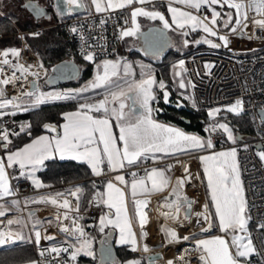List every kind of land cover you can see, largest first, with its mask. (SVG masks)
Returning <instances> with one entry per match:
<instances>
[{"label":"snow or ice","instance_id":"obj_1","mask_svg":"<svg viewBox=\"0 0 264 264\" xmlns=\"http://www.w3.org/2000/svg\"><path fill=\"white\" fill-rule=\"evenodd\" d=\"M66 8L56 7V13L61 18L65 14H71L73 6L78 9H85L84 0H62ZM152 4L153 10H148L145 5ZM140 5L139 7H132ZM174 5H182L176 7ZM91 6L96 13H111L118 9H131L132 27L122 29L119 38L134 36L140 32V26L137 23V17L143 16L151 20H159L162 22L165 29L172 28L184 30L190 29L191 32L202 30L204 33L212 37H217L221 43H215L210 39L201 38L195 40V44H207L211 48L227 47L230 43L228 34H221L218 28L219 22L222 20V26L228 29L233 35H243L244 31L251 23L255 29L264 31V0H166L167 12L171 14V24L166 19L163 12L155 10V0H91ZM216 6L223 9L225 6L232 9L226 13L217 11ZM24 9L30 10L35 18L52 19L43 7L34 0H29L28 3L22 5ZM206 7L209 14L201 13V9ZM198 14H194L191 10ZM250 13L252 14L250 16ZM127 22V21H126ZM107 20L101 19L100 25L103 26ZM70 31L79 33L81 40H85L83 33L79 28L73 26ZM183 35L187 36L188 32L183 31ZM32 38H38L41 33L39 31L28 33ZM249 39L260 38L250 35ZM18 39L24 41L25 35L21 34ZM188 41H184V46L187 47ZM25 47H28L25 44ZM84 59L88 61L94 60V54L90 52L83 53ZM9 57L14 58L9 59ZM22 49L11 47L0 49V118L6 115L15 116L17 111H30L38 108L40 105L50 101L74 100L81 93L92 89L105 88L107 95L104 99L97 103L80 104L79 109L75 112L64 113L63 118V135L55 137L40 136L34 139L31 143L23 148L15 151L8 150L12 141L10 135H19L17 132H11L9 129L0 127V148L6 150V155L0 157V199L9 196H15L17 190L10 184L9 169L14 166L19 167V177L31 180L36 188L44 187L38 179L35 178L36 171L40 166L44 165L45 161L55 159L57 154L60 159H71L86 163L94 176L100 177L105 175V168L108 171L116 172L125 169L126 167L138 166L152 154L154 161L163 159L165 156H177L188 151L212 149L214 144L211 138L207 140L197 135L186 134L181 129L165 125L157 122L153 118L154 109L151 107V101L156 100L153 93V86L157 83L151 71H145L149 66L141 65V79H128L134 77L132 65L124 63L123 75L121 74V63L119 60H105L102 68L103 74H97L94 81H91L84 88L75 92H42L40 86L35 81L29 85V91H21L24 83H19V94L12 97L6 96V87L11 85L17 87L18 82L23 78L24 82L28 81V76H34L37 79L40 77V72L31 71L33 65H25L21 62ZM184 61L180 60L177 65L181 72L185 71ZM213 65L205 64L207 69H211ZM5 67L11 71V74L6 73ZM40 69L44 66L38 64ZM98 68L101 65H97ZM181 72H176L175 75H181ZM19 73L20 75H17ZM159 88L163 90L164 101L168 102L169 92L166 90L165 83L161 80ZM179 87L194 88L195 85L185 83L183 79L179 81ZM191 99V97H185ZM132 101V104H127L126 101ZM113 105V106H110ZM138 105L140 111L134 107ZM183 105L177 103V107ZM193 106L195 101L193 100ZM12 111H5L7 109ZM127 109V110H126ZM229 113L239 116L244 112V101L237 99L233 104L225 109ZM103 113L102 116L96 117L91 113ZM221 112L220 108L209 111L208 115L215 118ZM114 118L119 126V136L117 137L112 131L111 119ZM262 123H264V109H261L260 115ZM31 125H21L20 131L23 132ZM43 127L55 132L56 127L51 124H44ZM223 130L227 134V139L236 142V137L233 135L232 128L227 123H216L206 129L207 132H215ZM98 134V135H97ZM102 145V147H101ZM247 148V146H245ZM162 154L156 157L155 154ZM257 157L264 164V148H260L256 152ZM200 160L204 165V174L207 179V187L210 191L211 202L214 206V213H210L209 205H203L202 212H196V224L200 225L201 232H209L214 226L218 227L223 233L221 236H214L210 239H200L195 242L193 251L199 253V260L202 264H264V213H261L258 218L252 215V208L255 205H249V201L245 194L243 180L237 161V150L232 148L227 151L213 153L207 156H201ZM177 164L181 162L176 161ZM175 167L174 164H168L165 168L153 167L150 171L146 170L144 177L137 178V173L132 172L133 177L130 184V196L132 204V214L129 213L128 197L126 191L117 186H128V182L123 175H116L113 180L106 182V192H97L94 200L105 205L109 210L115 209L114 218L110 213L100 217V231L103 232L109 225L119 229V243L121 245L131 246V251L150 252L151 249L143 241L147 238L148 233L145 231V226L149 219L145 209L150 203L148 198L153 193L164 192L169 189L171 178L166 174ZM185 173L184 177L177 178L175 184L171 186L170 195L175 196L171 202L165 197V202L160 206L167 208L168 211L160 212L167 220L173 222L191 221L192 201L186 195H183L184 185L192 178L188 172L187 165H183ZM15 177V178H19ZM150 185V186H149ZM82 189L77 187L75 191L70 193L77 200L76 207L73 209L70 201L64 198L62 201L58 197H63V193H56L55 196H40L36 199L25 198L24 205L27 207L30 204H50L57 208L55 216V225L58 230L70 240L63 244L52 245L47 248H40L42 240L54 241L53 235L43 234L47 232V227L53 226V220L42 221L37 218L36 211H29L27 220L22 217L8 219L7 225H18V230H0V246H5L17 241H24L26 238L23 234V228L31 224L32 236L28 238L29 242L34 243L39 249V255L47 259V264H68L67 260L61 262L60 257L63 253L70 252L71 260L75 261L77 256L83 253L87 256L95 258V253L92 248L93 237L85 232L84 227L78 223L82 217L79 215L69 217V212L74 211L77 214L80 211V195ZM11 205L20 211V201L13 199ZM60 209L65 211L61 214ZM11 209L0 204V217H5ZM159 212L160 209L158 208ZM181 216L183 220H181ZM138 222L139 233L133 230V220ZM71 219V226L64 225V220ZM214 219L218 221L214 225ZM255 219L254 237L253 231L250 229V223ZM2 223V221H0ZM165 233L168 244L180 243L188 241L191 237L179 236L173 228H162ZM101 243H104L103 241ZM71 250V251H70ZM188 249H184L183 254L174 259H168L165 264H176V261L182 264H188L187 255ZM106 257H110V252L105 253L102 257V264H107ZM259 257V260L254 261L253 258ZM30 264H38L37 261H31ZM111 264H115L112 261ZM127 264H141L139 259L127 261Z\"/></svg>","mask_w":264,"mask_h":264},{"label":"built area","instance_id":"obj_2","mask_svg":"<svg viewBox=\"0 0 264 264\" xmlns=\"http://www.w3.org/2000/svg\"><path fill=\"white\" fill-rule=\"evenodd\" d=\"M201 13L209 14L206 7L201 9ZM0 14L6 18L9 16L0 9ZM124 9H118L111 13H96L94 9L84 10L83 12L68 14L66 17L57 20L55 23L66 32L67 39L75 45L76 50L83 55L85 52L94 54L92 66L101 65L97 74H103L102 64L105 60H111L114 45L119 40V29L123 19ZM200 14V13H198ZM252 14L250 13V16ZM105 19L107 23L103 26L100 25V20ZM75 26L83 33L85 40H81L79 33H72L70 29ZM42 26L36 25L32 29L38 31ZM26 29L19 28L8 34H0V37L8 35H21L26 32ZM221 34H228L230 43L227 47L211 48L201 47L197 48L187 54L179 56L174 59L172 65H177L180 60H183L185 71L181 72L178 67L177 72L184 74L185 83L194 84L195 87H188V94L195 101V108L203 109L219 105L224 102H234L237 99L244 101L243 114L248 116L252 132L250 134L236 133V142L228 143L223 141V133L218 129L215 132H207L209 126L215 124L209 121L205 125V133L208 138H211L214 148H227L235 146L237 150V161L241 173V179L244 183L245 194L249 201V205H255L252 208V215L258 218L261 213H264V164L261 163L256 155L260 148H264V123H262L258 108L264 107V31L257 30L249 23V27L244 31L243 35H233L228 30L219 29ZM254 37L249 39L250 35ZM244 38V41L242 40ZM248 40H250L248 44ZM252 42V44H251ZM27 44L28 47H25ZM17 47L22 49L21 62L26 66L37 62L40 64L36 52L31 48L26 39L21 41L19 39L18 45H8L0 49ZM84 56V55H83ZM9 59L14 58L9 57ZM113 61V60H112ZM205 64L213 65L211 69H207ZM98 68V67H96ZM11 74V73H10ZM45 69H42L39 79L34 76H28V81L24 82L23 78L16 88L9 85L6 87L7 95H18L19 83H24L21 91H29V80L35 79L39 84V80L44 76ZM96 74V76H97ZM40 91L45 92L40 88ZM58 92H72L65 86H60ZM219 115H225L221 111ZM29 124L26 118H15L11 115H6L0 118V127L9 129L11 132H21V125ZM247 146V148H245ZM3 148H0L2 151ZM160 157V156H156ZM145 163L133 166L127 170H133L138 175L144 173V168L148 165L161 163L166 159L154 161L152 156ZM18 169L19 167L16 166ZM114 172L106 171L105 175L97 177L91 176L90 178L96 181L102 179H112ZM11 185L17 190L15 196H11L20 201V211L18 214H24L28 208L35 209L36 213L42 208L41 204H30L27 207L24 205L25 197L29 199H36L40 197L37 192L44 188H33L30 180L20 177L12 179ZM97 193L95 189L87 200L85 209L76 212L72 217L79 215L82 217L78 221L84 227L86 233L90 234L94 229V222L97 220L101 210V203L94 200ZM63 199H61L62 201ZM63 210V209H62ZM47 225V224H46ZM46 227V226H45ZM250 229L253 231L254 237L257 234L255 231V219L250 223ZM2 230H8L4 227ZM66 235L59 230L54 233L55 238H60ZM43 235V231H42ZM51 241L43 240L41 244L50 243ZM193 246L194 242L189 239L187 241ZM35 245V244H34ZM36 246V245H35ZM63 246H67L66 244ZM254 261L259 260V257L253 258ZM35 260L38 264H47V259L39 255V250H35ZM61 262L67 260L69 263V253H63L60 257Z\"/></svg>","mask_w":264,"mask_h":264},{"label":"trees","instance_id":"obj_3","mask_svg":"<svg viewBox=\"0 0 264 264\" xmlns=\"http://www.w3.org/2000/svg\"><path fill=\"white\" fill-rule=\"evenodd\" d=\"M12 1V0H11ZM18 1V0H13ZM52 1V0H50ZM6 4H11L10 0H4ZM0 3H2L0 1ZM4 3V4H5ZM51 5V2H50ZM12 17L17 20V15L13 12ZM55 16L57 18H55ZM65 15L64 17H66ZM52 21L46 22L44 24H36L30 21H24L20 24L21 28L26 29L24 33L26 41L31 46V48L36 52L39 61L43 64L45 69L44 76L40 79L39 85L41 88H50V87H60V86H69L77 85L85 80L91 78L94 75V67L92 62L84 59V56L81 55L75 48V45L67 39L66 32L57 25L55 22L59 19H62L57 15L56 11L53 10ZM63 17V18H64ZM18 21V20H17ZM32 23V24H31ZM36 25H42L38 30L41 35L38 38H32L28 36V33L37 32L32 28ZM14 31V26L10 20L0 14V34H8ZM194 35L199 32H193ZM218 40V38H216ZM219 41V40H218ZM220 43V42H219ZM19 39L17 35H8L0 37V47H5L8 45H18ZM198 44L196 47H200ZM202 47V46H201ZM115 51H120L125 53V50L120 47L119 40L116 42L113 48L112 55L116 53ZM190 50L187 49L183 53L180 51H171L166 52V54L160 57L158 60H153V63L149 64V67L152 68L154 73L155 80L163 81L165 84H169L170 79V64L171 60L179 56L180 54H187ZM128 58L134 62L135 59L144 57L139 53L138 50L132 49L127 52ZM66 58L71 59L78 65V76L74 79L63 81L60 83H49L46 76L50 71V67L54 65L57 61ZM168 92H172L175 95L173 90H170L166 87ZM163 90L159 89L158 93L161 94L158 99L159 110L155 109V113L158 117L170 120L176 124L184 126L187 129H193L201 133H205V125L209 122L208 113L205 108L198 109L194 106H189L185 101L181 99L184 104V107L176 108L171 105H167L162 100ZM179 97L178 95H175ZM77 108L76 100H61V101H50L48 103L40 105L38 108L24 112L17 111V114L13 117L15 118H26L28 119L30 128H27L23 132H19V135H10V140L12 141L11 147H16L21 145L23 142L34 136L35 134L48 130L43 127L44 124H54L58 125L62 119V112L68 109ZM228 120L233 125L236 133L250 134L253 130L250 125L248 116L242 114L241 116L232 117L229 115ZM40 179L44 182V187L62 185V183L70 182L74 180L81 179L80 182L76 183L78 187L82 189L80 195V209H85L87 200L91 193L100 187L101 181L93 180L89 177L93 176L89 167L79 161L71 159H51L47 160L44 163V168L38 171ZM99 232V233H98ZM96 234L97 236L101 235V231L98 230V224L94 222V229L90 234ZM97 238V237H96ZM54 240L52 245L61 244L63 241ZM40 248H45L44 246H39ZM35 246L32 242H29L28 238L24 241H17L16 243H10L5 246H0V264H16L24 262L27 260H32L35 258ZM115 252V260L117 264H120L121 260L129 256H133L134 253L124 245L113 246ZM141 264H146L144 258L140 260ZM68 264H100L97 260L91 256L80 254L77 256L76 260L73 261L70 259ZM109 264V262H107Z\"/></svg>","mask_w":264,"mask_h":264},{"label":"crops","instance_id":"obj_4","mask_svg":"<svg viewBox=\"0 0 264 264\" xmlns=\"http://www.w3.org/2000/svg\"><path fill=\"white\" fill-rule=\"evenodd\" d=\"M84 3H85V6H86L84 10L93 9L92 6H91V0H84ZM139 6L140 5H133L132 7H139ZM174 6L183 8L182 5H174ZM145 7H149L148 10H153V5L152 4L145 5ZM216 8H217V11H220L222 14L226 13V12H229V11H233L232 9L227 8V6H225L223 9H221L219 6H216ZM128 10L130 11V8L124 9L123 19H124L125 14H126V12ZM155 10H159V11L163 12L165 17H166V19H168L169 23L171 24V14L167 12L166 0H155ZM185 10H191V9H185ZM191 11H193L194 14H198L194 10H191ZM123 19H122V22L120 24L119 34H120V31H121V28H123V25H124ZM152 23L153 24L155 23V24L159 25L162 22L159 21V20H155V21L151 20V21H149L146 24V26L148 24H152ZM222 23H223V21L221 20L219 22L220 27L218 25V28L221 29V30H226L225 28H223ZM146 26H143V27H146ZM167 31L169 32V34L173 38L172 45L175 42L174 35H172V33L174 31L175 32L187 31L188 33L190 32V34H191L190 36H191L192 39L191 40H187V41L189 43H193L195 47L198 44H195L194 41L198 40V39H201V38H207V39L212 40L215 43H219V42L221 43V41H218L216 39L217 37L209 36L208 34L204 33L202 30H198L199 33L194 35V33L190 31V29L186 28L184 30H179L178 31L177 29H175V25H173L172 28L167 29ZM124 38H123V40H124ZM127 38H129V40L131 41L132 37H127ZM230 39H231V37H229V41H230ZM121 41H122V39L119 38V44H121ZM133 45L130 44L129 47L125 50V52L127 53L128 51L134 49L135 47ZM200 45L203 46V47H210L209 45L204 44V43H201ZM139 53L141 55H143L144 57H148V58H150V57H152V58L153 57L154 58L155 57L160 58V56H158V55H150V54H146V53H141L140 51H139ZM126 57L128 58V56H126ZM128 60H130V59H128ZM139 62H141V63L143 62L144 63L145 61H139ZM172 67H173V65L171 63L170 64V69H172ZM170 74L172 75L171 71H170ZM179 81H177L178 85H179ZM177 84H176V86H177ZM41 89L44 90L43 88H41ZM78 109H79V107L74 108V109H68V110H65V111L62 112V114H61L62 115V119L59 122V124L58 125L51 124V125H54L56 127L55 133L53 131H50V130L41 131V132L35 134L34 136H32L31 138H29L28 140H26L25 142H23L19 146H16V147L9 146L8 150L15 151L17 149L23 148L25 145L31 143L34 139H36V138H38L40 136H49V137H55L57 135H61L62 136L63 135V127L62 126L65 123V120L63 118V114L64 113H69V112H75ZM6 111H12V109L9 108ZM91 114L93 116H96V117H100V116L103 115L102 112L101 113L93 112ZM152 115H153V118L155 120H156V118H158L159 120H165V121H167V123H170V124L174 123V122H172L170 120H166L164 118L158 117L156 115V113H155V110L153 111ZM110 119H111V123H112V131L118 137L119 136V130L115 126V121H114L115 119L114 118H110ZM209 121H210V118H209ZM174 124H176V123H174ZM203 134L206 135V133H203ZM206 137L208 139L207 135H206ZM101 147H102V145H101ZM227 150H230V149L229 148H212V149L205 148V149H202V150L188 151V152H185L183 154H179L177 156H171V155L165 156L164 157V159H166L165 161H163L161 163L148 165V166H146L144 168V173L142 175H138L137 174V178L144 177L146 175V170L150 171L153 167L165 168L168 164H174L175 165V167H173L171 171L166 173L171 178V184H170L169 189L165 190L164 192L153 193L150 197H138V198H142V199L143 198L150 199V203L148 204L147 208L145 209V211L147 212V215H148V219H149L148 224L145 226V231H147L148 236L143 241V243H146L148 245V247L151 249V251H159V252H161L162 257L164 259V263L167 261V257H168V255L167 256L165 255V251L167 250V246H166L167 239H166L165 233L163 231H161V229L162 228H167V225L169 226V228H173L171 220H167L164 216L160 215V212L168 211L167 208L160 207L165 202L164 198L167 197L169 202H171V201H173L175 199V196L170 195L171 186L175 184V180L177 178L184 177L185 175H187V173H185V170H184V167H183V165H187L188 172L191 174L192 178L184 185V188H183L182 192H183V195H186L187 197L191 198V201L193 202L192 203V213H193V215L191 217V220L194 219L196 221V216L194 215V213L202 212L204 210L203 209V205L205 203H207L209 205L210 213H214L215 209H214V206H213V204L211 202L210 191H209V189L207 187V179H206L205 174H204V165L202 164V162L200 160V157L201 156L211 155L213 153H218V152H221V151H227ZM5 155H6V150L2 149V151H0V157H3ZM161 155L162 154H160V153H156L155 154V156H161ZM149 156H152V154H149ZM56 158L60 159L58 154H57ZM149 159L150 158L144 160L141 164L145 163ZM61 160H63V159H61ZM177 160H179L181 163L177 164L176 163ZM75 161H77V160H75ZM79 162H81V161H79ZM141 164H139V165H141ZM43 168H44V165L40 166L39 170H41ZM104 168H105L106 171H108L106 165L104 166ZM128 168H130V167H126L125 169L118 170V171L114 172L112 179H103V181H101L100 187L97 188V192H100V193L106 192V182L108 180H113L114 181V177L116 175H123L125 177V180L128 182V186L127 187L125 185H120L116 181H114V182L117 183V186L121 187L122 189H124L126 191V194H127V197H128V201H129V203H128L129 213L132 214L133 210H132L131 196H130V184H131V181L133 179L131 173L135 172V171L127 170ZM89 169L91 171L90 167H89ZM8 171H9V174H10V184H11V180L12 179H17L15 177H19L20 169L19 168L17 169L16 166H14V168L9 169ZM38 171H36V173H35V178L38 179L43 184L44 182L40 179V177L38 175ZM91 173H92V171H91ZM30 183H31V186L33 188H36L31 180H30ZM62 185H64V183H62ZM41 188H44V187H41ZM195 196L196 197L200 196L201 200H199V202H197V199H196ZM25 198H27V197H25ZM13 199H15V198H13L11 196L5 197L3 199H0V204H3L6 208L11 209L10 211L7 212L5 217H0V221H2V223H0V230L4 229V227H7V229L11 228L12 230H18L20 226L15 225V224L12 225V226H8L7 225V220L8 219H15L16 217H22L25 220H27L28 212L30 211V209H33V208H28V209L25 210L24 214H18V211L10 203V201L13 200ZM69 201L72 204L75 202L74 205L76 207V204H77L76 200H74V201L73 200H69ZM158 208L160 209L159 212L157 211ZM80 210H82V209H80ZM148 211H150V213L152 214V217L155 218V220L151 216H149ZM104 212H107V214L110 213L112 218H114V216H115V209L109 210L105 205H103L101 203V210H100L98 218L96 220V223L98 224V230H100V226H99L100 215H101V213H104ZM36 216H37V218L41 219L42 216H45V215L44 214L40 215L39 213H36ZM181 220H183L182 216H181ZM195 221L193 223L194 224L193 229L188 231V232H186V235H184V236L191 237L190 239L194 242L193 248H195V242L197 240L210 239V238H212L214 236L223 235V233H221L219 231L218 227H216V226H214L213 229L211 231H209V232H206V233L205 232H201L200 231V225L196 224ZM183 222H185V221H183ZM213 223L215 225V224L218 223V221H216L214 219ZM133 230L136 231L137 233H139L138 222L135 220V218L133 220ZM108 231L111 232V234H110L111 236H108ZM55 232H56V229H55ZM101 233L102 234L99 235V236H97V233L96 234L95 233L94 234H89L91 237L94 238L93 239V243H92V248H93V251L95 253V259L100 264H102V260L99 258L97 252H98V247H99V245H100V243L102 241L110 242L112 246L121 245L119 243L120 233H119V229L118 228H115V227L109 225ZM23 234H24L25 238H29V237L32 236L31 224L30 223L28 224V227L23 228ZM70 239H71L70 237H67L66 235L63 236V234H62V236L60 238H58V239L55 238V240H58V242H60L59 240H62L63 242L61 244H63V245L66 244V243H64L65 241L70 240ZM52 244H53V241H51L50 243H46V244H40V246H44L45 248H47V247L52 246ZM56 245H58V244H56ZM124 246H126L128 249L131 250V246H129V245H124ZM37 250H39L38 247H37ZM191 251H192V247H191ZM171 252H173V251H171ZM133 253H134L133 256H129V257L124 258L123 260H121L120 264H127V261L134 260V259L141 260L143 258H144L146 264H156L154 262L148 263V260L146 259V254L149 253V252L144 253L142 251H137V252H133ZM167 253H168V251H167ZM81 254H83V253H81ZM69 257H70V252H69ZM188 257H190V258H188V261H189L190 264H202V262L199 260V253L197 251H193L192 253L190 252ZM31 261H36V260L34 258L32 260H27V261L16 263V264H30ZM113 261H115V264H117L115 259ZM111 262L112 261H110L109 264H111Z\"/></svg>","mask_w":264,"mask_h":264},{"label":"rangeland","instance_id":"obj_5","mask_svg":"<svg viewBox=\"0 0 264 264\" xmlns=\"http://www.w3.org/2000/svg\"><path fill=\"white\" fill-rule=\"evenodd\" d=\"M2 3H0V9L3 10L8 16L9 18H7L8 20L11 21V23L13 24L14 26V30L16 29V26L21 28L20 24L24 21H30L34 24V22L28 18L27 15V12L24 10L21 9V11H18L19 8L15 7L13 4H6L4 2V0H0ZM21 1V0H18V2ZM40 1H43L44 3H46V5H50V0H40ZM5 3V4H4ZM145 7V6H144ZM147 9H149V7H146ZM15 13L17 15V20H15L14 17H12V13ZM52 19H44V20H39L36 24H44L46 22H51ZM127 21V22H126ZM123 22H124V25H123V28L122 29H127L129 28V26L132 24L131 23V9L130 11L128 10L125 14V17L123 19ZM31 23V24H32ZM219 27H220V24H218ZM178 30V29H177ZM228 30V29H226ZM179 31V30H178ZM229 31V30H228ZM183 31H179V32H173L172 35H174V39H175V42L174 44L171 46V48L169 49V52L171 51H180L181 53H183L184 51H186L187 49H189L191 51L197 49V47L194 46L193 43H188L187 47L184 46V41L185 40H191V34L190 32L188 33L187 36L183 35L182 34ZM244 41V38L242 39ZM248 44L250 42V40L247 41ZM130 44H134V40L131 38V41L129 40V38L125 37L124 40L122 39L121 41V44H120V47H122L123 50H126ZM252 44V42H251ZM193 45V46H192ZM203 47V46H202ZM2 48V47H0ZM198 48H201L198 47ZM116 53H114V55H112V59L113 61H117L119 60L120 63H121V74L123 75V65L124 63H128V64H131L132 65V72L135 74L134 77H128V79H135V80H140L142 77H141V65H145V66H149V64L153 63V60H158L159 58L157 57H142V58H139V59H135L134 62H132L131 60H128L129 58H127V53H121L120 51H115ZM188 52V53H189ZM184 54H180L179 56H182ZM179 56H176L174 57L172 60H171V63L174 61L175 58L179 57ZM141 59V60H140ZM139 61H145L144 63L142 62H139ZM41 63V62H40ZM97 66H94V75L85 80L84 82H81L80 84H77V85H69V86H65L67 89H71L72 92H75L79 89H82L84 88L86 85H88L91 81H94L95 78H96V74L97 72L99 71V68H96ZM151 71L152 75L154 76V73L152 71V68L148 67L145 69V71ZM172 75L170 74V79H169V84H165L167 88H169L170 90H173L175 92V95H178L180 99H182L183 101H185L189 106H193V100L192 98L191 99H185V97H190V95L188 94V87L184 88V89H181L179 87V85L177 84V81L184 79V74L181 73V75L177 76L175 75V73L177 72L176 71V68L173 66L172 69H170ZM174 72V73H173ZM155 78V77H154ZM40 81V80H39ZM156 84L153 86V93L154 95L156 96V100L155 101H151V107L155 110H159V106L161 105V103H159L158 105V99H159V96L161 94L158 93L159 91V82L160 81H157L156 80ZM165 83V82H164ZM177 84V86H176ZM58 89L59 87H50V88H45L44 91L45 92H58ZM107 95V90L105 88H98V89H92L90 91H87V92H84V93H81L80 96H78L76 99V106L79 107L80 104H83V103H97L99 102L100 100L104 99L105 96ZM14 95H7V97H12ZM164 101V100H163ZM126 103H128V101H126ZM165 103V102H164ZM234 102H231V101H228V102H224V103H221L219 105H215V106H212V107H208L206 108V112L209 113V111L211 110H214L216 108H220L221 111L225 112V115H217L215 118H212L208 115V117L210 118V121L213 122V123H227L231 128H232V131H233V135L236 137V130L234 129L233 125L229 122L228 120V116H232V117H237V115L233 114V113H229L227 112L225 109L227 108V106H230L231 104H233ZM167 104V103H165ZM110 106H113V105H110ZM162 106V105H161ZM195 107V106H194ZM6 111V110H5ZM243 113H241L239 116H241ZM115 121V126L116 128L119 130V126L117 124V121ZM156 121L159 122V123H163L165 125H171V126H175L179 129H181L182 131H184L186 134H190V135H197V136H200L201 138L207 140V137L205 134L201 133V132H198L196 130H193V129H187L185 128L184 126H181L179 124H170V123H167V121L165 120H159L158 118H156ZM207 124V123H206ZM205 127V126H204ZM222 133H223V141L224 142H228V143H232V141L228 140L227 139V134L223 132V130H220ZM55 133V132H54ZM229 149H232V148H235V146H231V147H227ZM90 178V177H89ZM81 179L79 180H74V181H70V182H65L64 185H59L57 187V185H54V186H46L47 189H44L40 192H37L36 194L37 195H40V196H55L56 193H63L64 196L63 197H58V199H64V198H67L69 200H76L75 197L71 196L70 193L72 191H75V189L78 187V185L76 183L80 182ZM101 181V180H100ZM77 201V200H76ZM71 203V202H70ZM75 202L72 204L74 205ZM42 208H47L49 209L47 212H43V213H48V214H45V216H42V221H47V220H53V226L52 227H47V225L45 224L46 228H47V232L46 233H54L55 229L56 231H58V227L55 225V216L57 214V208L50 205V204H41L40 205ZM75 206V205H74ZM41 208V209H42ZM60 213L62 214V209L59 210ZM105 214H107V212H104ZM104 213H101L100 217L105 215ZM41 215V214H40ZM74 214H70V217H72ZM184 223V222H183ZM189 223L188 221H185V224ZM188 227L190 225H187ZM167 228H169V226L167 225ZM193 229V228H192ZM111 232L108 231V236H111L110 235ZM64 236V235H63ZM167 239V238H166ZM173 247V248H170V249H173V252H177V247L174 246V244L172 245H169V247ZM166 249V248H165ZM175 249V251H174ZM191 252V248L189 249V253ZM189 253L187 256H189ZM190 258V257H188Z\"/></svg>","mask_w":264,"mask_h":264},{"label":"water","instance_id":"obj_6","mask_svg":"<svg viewBox=\"0 0 264 264\" xmlns=\"http://www.w3.org/2000/svg\"><path fill=\"white\" fill-rule=\"evenodd\" d=\"M57 5H59L61 8L67 7L66 5L62 3V0H52L51 5H47L46 7L44 6L43 8L45 9V11L51 10L53 12V10L56 11ZM83 11L84 9H78L73 6L72 13H78V12H83ZM65 15H68V14H65ZM139 17H143V16H139ZM139 17H137V23L140 26ZM55 18L57 17L55 16ZM144 18L151 21V19L147 17H144ZM131 27H132V24L130 25L129 28ZM134 37L138 38L137 39L138 45H136L138 47H135L134 49L140 51L141 53H146L150 55H158L160 57L164 56L166 52L169 51L170 46L172 45V42H173L172 36L169 34L167 29L163 27L162 23L159 25L152 23V24H148L144 28L140 27V32L134 35ZM78 71L79 69H78L77 63H75L71 59L63 58L57 61L54 65L50 67V71L48 75L46 76V79L47 81H49V83H60V82L71 80L77 77ZM33 81L36 82L35 79H30L29 85ZM179 103L183 105L182 107H184V104L182 101H180ZM128 104H132V101L129 100ZM173 106H175L176 108H180V107H177V103H173ZM134 107L137 109V111H140L138 105H134ZM261 109H264V107L258 108V112L260 115H261ZM188 199L191 200V198L189 197ZM32 210L34 209H30V211ZM103 242L104 243H100L98 247L97 253H98L99 258L102 260V257H105V253L110 252V257H106L105 259H106V262L113 261L116 257L113 246L111 245L110 242H105V241ZM146 259L148 260V263L154 262L156 264H164V259L162 257L161 252L159 251H151L147 253Z\"/></svg>","mask_w":264,"mask_h":264},{"label":"bare ground","instance_id":"obj_7","mask_svg":"<svg viewBox=\"0 0 264 264\" xmlns=\"http://www.w3.org/2000/svg\"><path fill=\"white\" fill-rule=\"evenodd\" d=\"M31 65H33L31 71H33V72H40V74L42 73V69H40L38 67V63L37 62H35V63L31 64ZM5 71L8 74L11 73V71L9 69H7V67H5ZM17 75H20V74L17 73ZM29 76H31V75H29ZM196 199H197V202H199V200H201V197L198 196V197H196ZM71 206H72L73 209L75 208L74 205H71ZM48 210L49 209H47V208H42V209H40L38 211V213L41 214V215H43V214L45 215V214H48V213H43V212H47ZM64 211L65 210L63 209L62 213ZM74 213H75L74 211L69 212V217H70V214H74ZM148 213H149V216L152 217V214L150 213V211H148ZM153 219L155 220V218H153ZM193 220H191L192 221L191 223L189 222L187 224H185V222L184 223L183 222L182 223H180V222H173V221H171V222H172L173 229H175L177 231V233L179 234V236L182 237V236L186 235V232L192 230V228L194 227V224L193 223H194L195 220L194 221ZM63 223H64V225L71 226V219L64 220ZM187 225H190V226L188 227ZM54 233H55V231H54ZM54 233L49 234V233H44L43 232V234H48V235H54ZM169 245H171V244H168L167 241H166L167 250L166 251L164 250V251H165V255L166 256L168 255L167 260L168 259H174V258L179 257L181 254H183L184 249H188L189 250L192 247V245L190 243H188L187 241H181L180 243H174V246L177 247V252H171V251H173V249H170V248H173V247L172 246L169 247ZM167 251H168V253H167ZM174 251H175V249H174ZM186 258L188 260V256ZM176 264H182V262H180V261L177 260L176 261ZM188 264H190L189 261H188Z\"/></svg>","mask_w":264,"mask_h":264},{"label":"flooded vegetation","instance_id":"obj_8","mask_svg":"<svg viewBox=\"0 0 264 264\" xmlns=\"http://www.w3.org/2000/svg\"><path fill=\"white\" fill-rule=\"evenodd\" d=\"M28 1L29 0H21V1H11L10 0V2L15 6V7H17V8H19V10L18 11H21V9L24 11H26L27 12V15L26 16H28V18H30L34 23H37L39 20H44V19H47L46 17L45 18H39V19H37V18H35L34 17V15L30 12V10H27V9H24L23 7H22V5L24 4V3H28ZM34 2H37V3H39V5L41 6V7H46L47 5H46V3H44L43 1H40V0H34ZM46 13L48 14V15H50L51 17H52V15H53V12L50 10V11H48V10H46ZM53 18V17H52ZM150 20H148V19H146V18H144V17H139V23H140V27L141 28H144L143 26H146V24L149 22ZM153 21H155V20H153ZM130 37H132V39L134 40V47H138V46H136V45H138L137 44V42H138V38L137 37H134V36H130ZM171 47V46H170ZM169 97H168V102H167V105H171V106H173V103H178V102H180V98L179 97H177V96H175V95H173V93L172 92H169ZM162 95H163V92H162ZM162 100H164V95L162 96ZM164 102V101H163ZM175 107V106H174Z\"/></svg>","mask_w":264,"mask_h":264}]
</instances>
